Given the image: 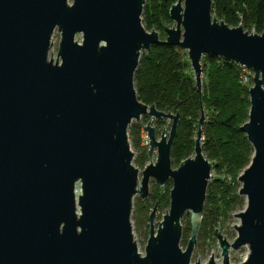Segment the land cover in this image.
Listing matches in <instances>:
<instances>
[{
  "label": "water",
  "instance_id": "obj_1",
  "mask_svg": "<svg viewBox=\"0 0 264 264\" xmlns=\"http://www.w3.org/2000/svg\"><path fill=\"white\" fill-rule=\"evenodd\" d=\"M144 4L0 0V264H190L213 169L201 145L205 115L202 109L194 156L173 169L180 115L142 103L134 85L141 52L162 43L142 25ZM212 4L178 0L163 42L187 52L200 94L204 56L254 74L249 118L240 128L254 150L238 178L246 208L234 215L240 224L232 244L217 229L213 236L223 264L230 249L244 246V264H264V30L231 28L212 15ZM55 30L61 40L54 62L48 55ZM144 115L172 124L159 140L151 122L144 127L147 154L156 149L157 159L140 177L128 128ZM151 179L159 186L172 181L170 209L155 232V204L142 255L131 215L134 197L147 198ZM187 211L191 237L182 250ZM208 264H215L212 257Z\"/></svg>",
  "mask_w": 264,
  "mask_h": 264
},
{
  "label": "trees",
  "instance_id": "obj_2",
  "mask_svg": "<svg viewBox=\"0 0 264 264\" xmlns=\"http://www.w3.org/2000/svg\"><path fill=\"white\" fill-rule=\"evenodd\" d=\"M173 2L157 0L147 5L143 14L148 28L163 29V24L170 21L169 8ZM212 15L229 27L241 25L248 33L261 34L264 30V0H213ZM149 16L153 18L150 22ZM161 41L140 56L134 75L138 99L154 105L159 111L180 115L171 151L174 160L180 163L194 153L196 118L201 110L212 113L213 119L207 124L209 129L202 133L207 137L202 143L203 153L213 161L215 171L225 169L228 175L237 176L248 167L254 154L240 130L248 120L250 88L240 82L238 66L221 58L205 56L206 79L200 94L186 52ZM135 128L132 134L139 136L140 131ZM215 183L207 189L205 209L209 219L219 209L229 208L231 202L242 205L238 195L230 196L225 182L216 179ZM205 219H202L199 232L208 223Z\"/></svg>",
  "mask_w": 264,
  "mask_h": 264
},
{
  "label": "rangeland",
  "instance_id": "obj_3",
  "mask_svg": "<svg viewBox=\"0 0 264 264\" xmlns=\"http://www.w3.org/2000/svg\"><path fill=\"white\" fill-rule=\"evenodd\" d=\"M155 1L157 0H145V4L143 6V12L141 16L142 25L148 32H152V29L153 31L158 32L160 35V40H165L166 39V33L164 29L165 27L163 26L162 30H158L155 27L148 28V26L146 25V18L143 14L145 12V8L147 7V5L153 4L155 3ZM177 1L178 0H174L172 5L176 4ZM69 3L71 4L72 0H69ZM152 20H153L152 16H149V22ZM163 25H165L168 28H172L173 26H175V23L170 20L169 22L164 23ZM81 39H82L81 35L76 36V40L78 42H81ZM60 40H61V34L60 32H58V30H55L52 36V46L50 48L49 55H48L49 58L52 59L54 62L57 60ZM143 52H141V55ZM204 57L201 60V67L203 69L201 80L203 84L206 79L204 66H203ZM187 58H188V55H187ZM253 76L254 74L252 72V79L248 84H246L247 87L249 88L253 86ZM193 77L195 78L194 72H193ZM148 106H151V105H148ZM204 115H205V122H204V125L202 126L203 133L205 129H209L208 128L209 125L207 124L211 122L213 119V114L208 111L204 110ZM200 116H201V112L198 115V118H196L197 123H198V120L200 119ZM248 118H249V115H248ZM148 122H151V126L155 129L157 140H159L163 132V129L165 130L167 128L168 132L170 131L171 124H172V120H169V119H155L154 117L150 115H144L138 121L134 120L129 126L128 140H129L131 151L133 152L132 164L134 165V167H136L139 170L140 177H141V172L144 170V168L151 163H155L157 159L156 149L152 153L151 157H149L147 154L149 150V139H148L147 131L144 129V127L147 125ZM133 127H136L135 129L140 131L139 136L132 134ZM197 131H198V128H197ZM218 134L220 135L222 133L218 132ZM223 137L227 138L225 134L223 135ZM205 140H207V137L202 136V143ZM193 156H194V153L190 157H193ZM208 160L211 163L213 162L210 159ZM179 164L180 162L175 161L173 156L171 155L172 168L177 169ZM242 173L238 174L237 176L228 175L225 169H222L221 171H215L214 166H213V169L211 171L212 178L210 179L208 185L210 184L213 185L216 179L222 180L228 186V192L230 196L233 198L235 197L234 195H238L239 199H242L241 201L242 205L239 206L236 203L231 202L229 208L219 209L218 211L215 212V214H213L211 219L208 218V215H207L208 213L206 214V209H205L203 219L206 218L205 221H207L208 223L204 224L202 226V230H200V232L197 233L196 244L194 245V248H193L190 264H196L198 262L199 264H208L211 257H212V260L217 261L218 264H223V256L221 253V249L218 246V240L214 238L213 234H214V231L217 229V231H219L220 234L222 235L223 239L225 237V240L229 244H232L237 238V230L234 227V225H236L237 227L240 224V220L239 218H237V216L235 217L234 215L239 214L240 212L244 211L246 208L245 197L239 195L241 183L239 182L238 178ZM215 184L217 187L218 185L217 182ZM171 189H172L171 180H168L164 186H159V184L155 180L151 179L149 182V194L147 198L142 199L139 196V194H137L133 199V207H132V215H131L133 235H134V240L138 246V251L142 255L145 254L144 253L145 246L147 244V241L150 235L149 216L151 214V211L155 207V204L157 203V206H156L157 213L155 211L154 218H153V224H152L153 229L156 232L159 229V223H162L164 219L163 216H166V214H168L169 212ZM166 210H167V213H166ZM190 218H191V211H187L184 214L183 218L181 219L182 237L180 241V247L182 248V250L186 249L188 241L191 237ZM196 253H197V256H196ZM248 253H249V250H248V247L246 246L241 247L239 250L230 249L229 250V264H244V262L247 259Z\"/></svg>",
  "mask_w": 264,
  "mask_h": 264
},
{
  "label": "built area",
  "instance_id": "obj_4",
  "mask_svg": "<svg viewBox=\"0 0 264 264\" xmlns=\"http://www.w3.org/2000/svg\"><path fill=\"white\" fill-rule=\"evenodd\" d=\"M250 34H256V33L251 32ZM238 68L240 71V73H239L240 74V76H239L240 82L242 84H248L252 79V71L245 66H238Z\"/></svg>",
  "mask_w": 264,
  "mask_h": 264
},
{
  "label": "bare ground",
  "instance_id": "obj_5",
  "mask_svg": "<svg viewBox=\"0 0 264 264\" xmlns=\"http://www.w3.org/2000/svg\"><path fill=\"white\" fill-rule=\"evenodd\" d=\"M214 263H215V264H218V262H217V261H214Z\"/></svg>",
  "mask_w": 264,
  "mask_h": 264
}]
</instances>
